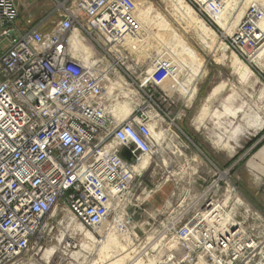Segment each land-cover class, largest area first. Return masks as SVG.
<instances>
[{
  "label": "built area",
  "instance_id": "1",
  "mask_svg": "<svg viewBox=\"0 0 264 264\" xmlns=\"http://www.w3.org/2000/svg\"><path fill=\"white\" fill-rule=\"evenodd\" d=\"M226 1L191 6L213 26ZM35 2L0 0V264H51L37 257L58 212L70 213L96 243L129 237L143 207L135 183L148 166L137 168L161 156L165 140L186 158L195 155L187 164L197 170L183 199L173 191L161 221L146 224L143 242L131 240L132 261L144 264L159 241L163 253L149 264H264V216L232 182L231 170L180 142L186 135L162 110L174 105L171 94H182L183 69L156 57L152 72L138 77L142 68L127 44L143 34L135 0H50V11L21 26V10ZM263 22L264 4L256 1L232 34L219 31L228 50L252 68L260 67L254 60L264 46ZM78 40L93 55H77ZM128 103L130 115L118 120L113 106ZM152 125L164 131L161 145ZM202 161L208 164L200 172ZM156 189L141 195L151 198Z\"/></svg>",
  "mask_w": 264,
  "mask_h": 264
},
{
  "label": "rangeland",
  "instance_id": "2",
  "mask_svg": "<svg viewBox=\"0 0 264 264\" xmlns=\"http://www.w3.org/2000/svg\"><path fill=\"white\" fill-rule=\"evenodd\" d=\"M143 1L153 7L154 13L161 14L171 26L172 31L197 53L204 62L206 74L195 82L197 91L193 99H190L192 83L189 82V71H191L192 63L187 61L186 57H184V63L183 61L178 63L171 58L172 56H185L186 53L182 49L183 45H178L179 43L175 41V38L170 37L166 40L161 39L158 44L155 42L157 49L145 50L147 52L145 56L143 54L133 55V59L142 68L141 71H138V77L150 71L153 67L152 61L156 57L161 58L167 53H173L167 54L170 57L168 60L183 69L182 79L179 81L181 82L179 90L185 98L182 94H171L174 95L172 98L174 105L171 106V102H167L162 106V110L186 135L187 138L182 136L181 141H178L186 146L194 143L211 162H214L221 169L231 170L229 177L232 182L239 188L247 202L264 216V175L257 176L253 174L249 166V162L255 155V147L264 140V128L261 131L253 129L245 131L244 135L238 137L239 147L232 152V150L221 149L217 144L218 136L222 137L224 139L223 143L226 144L228 137L236 129V126L243 123V115L239 114V118L233 120L226 114V125H222L221 129L216 127L217 120L211 118L216 112L222 114L225 112V107H230L227 101V98L230 97L237 106L245 104V109L251 108L264 120V63L259 69L252 68L245 63L249 66L252 73L248 80L242 79L230 65V60L234 54L226 47V57L222 58L223 52L218 51L217 46H219L220 41L224 44L225 42L219 33V31L222 32V29L216 23H213V25L217 30L213 26L208 25V27H211L217 33L218 39L216 37V42L212 47H207L192 26L181 15L177 14L166 0ZM22 2L27 4L28 0H22ZM185 2L190 6L191 3L196 6L197 0H185ZM51 8L50 0H36L35 4L21 10L19 24L22 26L30 15L33 16L32 19L36 22ZM194 11L197 13L195 9ZM198 16L205 23L206 14L205 17ZM50 24L52 25V23L48 22L46 25L47 30L51 28ZM224 33L226 32L224 31ZM216 48L217 51L214 50ZM216 89H219L220 92L210 101L204 113L201 114L206 99ZM200 116L202 117V122L199 120ZM229 121H233L232 126L228 124ZM254 141L256 143L250 147L249 145ZM172 144V142L170 144V140H165L161 156L154 158L150 162L147 172L141 178H137L135 183L134 193L137 196H141L138 203H143L141 210L137 209L132 217L135 231L133 233L132 231L130 232L129 238L135 246H138L145 239V234L148 232L145 231L148 222L152 226L154 222L156 225L157 221H161V213L165 204L172 201L173 191L177 192L176 194L183 199L184 194L182 192L188 188V181L193 178L197 170L196 166L192 167V165L187 164V160L195 155H189L186 158L185 153L181 149L175 150L173 148L175 143ZM191 152L194 153V151ZM195 159L201 161L197 156ZM207 164V161H202L201 165L204 167H199L200 172L205 171V165ZM172 170H174L172 174H176L174 177H171L172 174L168 173V171ZM147 187L148 190H154L156 187H159V189L155 190L156 193L151 198H146L141 193ZM129 211L131 214L134 213L133 208H130ZM149 218L152 219L148 220ZM47 228L42 235L46 250L37 257L39 260L42 258L43 263L50 260L51 264H56L57 262H62L63 264H95L99 260L100 251L105 246L109 247L115 244L113 241L111 244L106 241L104 244L96 243L90 234L91 231L80 226L68 212H58L55 217H51ZM122 241V239L118 240L120 243ZM68 244L71 245L70 248H68ZM163 250V244L155 241L148 251V260L144 264H149L147 261H157L161 257ZM129 259L126 264H137L131 258Z\"/></svg>",
  "mask_w": 264,
  "mask_h": 264
},
{
  "label": "bare ground",
  "instance_id": "3",
  "mask_svg": "<svg viewBox=\"0 0 264 264\" xmlns=\"http://www.w3.org/2000/svg\"><path fill=\"white\" fill-rule=\"evenodd\" d=\"M175 10V12L178 15H181L191 26L192 28L198 33L200 36L202 42L207 47H212L213 44L216 42L217 33L211 29V27H208L206 22L204 23L203 20H201L198 16V14L194 11V9L185 2V0H166ZM260 1L264 4V0H227L225 3V6L221 12L218 14L213 15L214 23H216L222 30H224L228 34H232L236 26L239 24L241 19L244 16L245 10L249 4L252 2ZM137 5V15L139 20L142 23L143 26V34H141V39L139 40H128L127 44L129 45V49L132 54H147V51H150L151 49H157L156 44L161 42V39L166 40L167 38L174 37L175 41H177L178 45L182 46L183 51L186 53L185 56L179 55V57L172 56L171 58L175 59L178 63L179 61H183L184 63V57H186L187 61H190L191 64V71H189V82L192 84V88L190 89L191 95L190 99H193L194 94L197 91V87L195 82L198 78L203 77L206 74V71L204 69V62L203 60L197 55V53L187 45V43L184 42V40L178 36L174 31H172L171 26L167 23L164 17L161 16V14L155 12L153 10V7L150 5H147L145 1L143 0H135ZM264 26V22H263ZM218 39V37H217ZM155 40V41H154ZM180 41V42H179ZM182 41V42H181ZM223 41V40H222ZM140 42V43H138ZM81 44V45H78ZM137 45V52L132 51V45ZM218 51L223 52L222 58H225L226 54V46L223 42L220 41L218 44ZM73 47L75 49V53L79 55L80 53L85 54L87 57L93 55L92 49L87 47L85 44L80 43V40L74 41ZM215 48V47H214ZM217 51V48L214 49ZM172 53V52H171ZM167 53V54H171ZM165 54L163 59H170L168 55ZM173 54V53H172ZM232 55V54H231ZM254 62H256L259 66H262L264 63V46L258 53V55L255 57ZM231 67L241 76L242 79L248 80L251 77V69L247 64H245L243 61H241L238 57L233 55V57L230 60ZM153 67L150 69L148 73L152 72ZM181 85V82H179ZM166 90L170 89V86L165 87ZM220 92L219 89L214 90L209 97L205 101V106L201 111V114L204 113L206 110V107L210 104V101L214 99L218 93ZM227 101L230 104V107H225L224 113H218L216 112L214 115H212L211 118H214L217 120L216 127L218 129H221L222 125H226V114H228V117L233 118V120H236L239 118V114L243 115V123L236 126V129L230 134L228 137V142L225 144L223 143L224 139L220 136H218L217 144L221 147V149H228L232 150L234 152L238 147V137L244 135V132L247 130H263L264 128V120L261 118V116L251 110L249 108L248 110L245 109V104L237 106L234 101H232V98L228 97ZM132 110V105L130 103L124 104V105H115L113 106V111L118 118V120H124L128 115H130ZM153 119V123L156 124V122H159L160 120L157 118V116L153 113L151 115ZM201 116L200 119L201 120ZM202 122V120H201ZM229 125H233V121L228 122ZM169 128V126H168ZM152 129L155 135V138L158 142V144L161 145L164 131L163 129H160L159 131H156V127L152 125ZM225 129V128H224ZM169 131V129H168ZM225 152V151H224ZM150 164L149 160H145L141 166H138L137 170H140L141 168L144 169L146 166ZM153 218V217H152ZM81 226V225H80ZM92 235V233L90 232ZM89 235V234H88ZM92 238H94L92 236ZM123 240L122 243L118 242V240ZM94 241V239H93ZM108 242L111 244V242H115L112 246L104 247L99 254V260L95 264H126V261L130 258V255L132 254L130 250H132L130 244L131 240L128 237H120V236H112L107 235L104 238L103 244ZM125 242V243H124ZM113 249V250H111ZM129 261H131L129 259Z\"/></svg>",
  "mask_w": 264,
  "mask_h": 264
},
{
  "label": "crops",
  "instance_id": "4",
  "mask_svg": "<svg viewBox=\"0 0 264 264\" xmlns=\"http://www.w3.org/2000/svg\"><path fill=\"white\" fill-rule=\"evenodd\" d=\"M254 154L255 155L249 162L251 172L257 176L264 175V146L261 147L259 150L255 151Z\"/></svg>",
  "mask_w": 264,
  "mask_h": 264
},
{
  "label": "trees",
  "instance_id": "5",
  "mask_svg": "<svg viewBox=\"0 0 264 264\" xmlns=\"http://www.w3.org/2000/svg\"><path fill=\"white\" fill-rule=\"evenodd\" d=\"M214 27V25H213ZM216 29V27H214ZM217 30V29H216ZM258 141V140H257ZM254 143H256V141H254L252 144H250L249 146L251 147L252 145H254ZM264 145V140L262 142H260L254 149V151L259 150L262 146ZM124 157H127L126 155H124ZM128 158V157H127Z\"/></svg>",
  "mask_w": 264,
  "mask_h": 264
}]
</instances>
